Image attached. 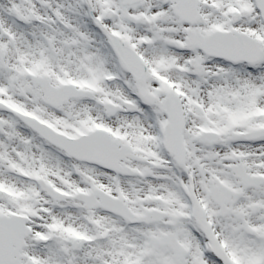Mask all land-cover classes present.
Listing matches in <instances>:
<instances>
[{
  "label": "snow or ice",
  "instance_id": "6c2138e0",
  "mask_svg": "<svg viewBox=\"0 0 264 264\" xmlns=\"http://www.w3.org/2000/svg\"><path fill=\"white\" fill-rule=\"evenodd\" d=\"M0 264H264V0H0Z\"/></svg>",
  "mask_w": 264,
  "mask_h": 264
}]
</instances>
